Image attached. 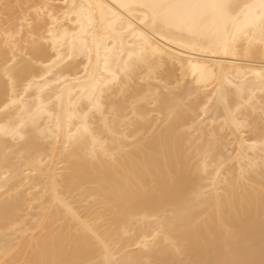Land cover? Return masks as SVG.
<instances>
[{
  "label": "bare ground",
  "instance_id": "bare-ground-1",
  "mask_svg": "<svg viewBox=\"0 0 264 264\" xmlns=\"http://www.w3.org/2000/svg\"><path fill=\"white\" fill-rule=\"evenodd\" d=\"M66 2L0 0V264H264V0L189 24L148 5L211 0Z\"/></svg>",
  "mask_w": 264,
  "mask_h": 264
},
{
  "label": "snow or ice",
  "instance_id": "snow-or-ice-1",
  "mask_svg": "<svg viewBox=\"0 0 264 264\" xmlns=\"http://www.w3.org/2000/svg\"><path fill=\"white\" fill-rule=\"evenodd\" d=\"M64 7L65 9L71 7L73 13H75L77 9V5L73 4L69 6L66 0ZM148 7L167 10L165 13L166 19L170 18L180 24H189L195 23L209 14L213 17H227L233 8V5L224 2V0H211V2L153 4L148 5ZM261 7L264 8V2H262ZM80 8L83 10V6H80ZM35 11L37 19L29 24L27 38L24 34L22 22L19 33L9 34L10 38L5 42V75L8 76L10 80H13V85H15L13 74L17 72L22 74L25 72L29 66L36 63L38 58L46 55V45L52 44L49 37L54 35L55 25L58 22L55 5L51 3H42L35 7ZM41 23L48 25L47 30L41 31L37 34L36 27ZM17 36L19 37V40H17ZM29 47L32 49L31 53L28 52ZM8 51H11V56L7 55ZM17 53H19V55H17ZM58 58L59 57H57V59ZM52 63L55 64L56 61L53 60ZM30 86L31 85L29 84V87ZM13 91H15V87L13 88ZM25 92H27V88H25ZM20 99L23 100V97ZM91 102L98 110H102V105L98 98H91ZM12 103H17V100L14 99ZM218 103L223 104L226 111H230L227 94H222L218 99ZM44 107L45 106L41 104L37 109V114H39ZM232 123L238 130L246 126V121L240 119L234 113L232 114ZM4 131V129H0V132ZM12 134L13 137H15L18 133L14 131ZM109 264H111L110 261Z\"/></svg>",
  "mask_w": 264,
  "mask_h": 264
},
{
  "label": "rangeland",
  "instance_id": "rangeland-1",
  "mask_svg": "<svg viewBox=\"0 0 264 264\" xmlns=\"http://www.w3.org/2000/svg\"><path fill=\"white\" fill-rule=\"evenodd\" d=\"M17 13H18V10L17 9H15L14 8V15L13 16H9V15H5V17H4V19H5V25H9L10 23H11V20H12V18L15 16V15H17ZM216 128V126L214 127V129ZM225 134L226 133H229V130H226L225 132H224Z\"/></svg>",
  "mask_w": 264,
  "mask_h": 264
}]
</instances>
